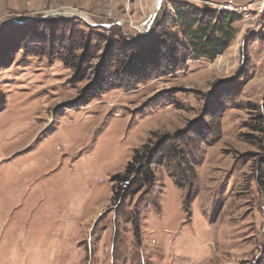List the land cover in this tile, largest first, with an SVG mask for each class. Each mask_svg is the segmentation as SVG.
Segmentation results:
<instances>
[{
  "label": "rangeland",
  "instance_id": "obj_1",
  "mask_svg": "<svg viewBox=\"0 0 264 264\" xmlns=\"http://www.w3.org/2000/svg\"><path fill=\"white\" fill-rule=\"evenodd\" d=\"M0 264H264V0H0Z\"/></svg>",
  "mask_w": 264,
  "mask_h": 264
},
{
  "label": "trees",
  "instance_id": "obj_2",
  "mask_svg": "<svg viewBox=\"0 0 264 264\" xmlns=\"http://www.w3.org/2000/svg\"><path fill=\"white\" fill-rule=\"evenodd\" d=\"M174 8L181 24L190 27L196 25L188 42H181V50L192 53L191 56L197 59L205 56L215 58L220 55L232 39V24L240 19L232 12L201 11L197 8L184 11L178 5H174ZM207 15L211 16L206 20ZM189 20L191 22H188ZM131 167L132 164L127 167V173Z\"/></svg>",
  "mask_w": 264,
  "mask_h": 264
}]
</instances>
